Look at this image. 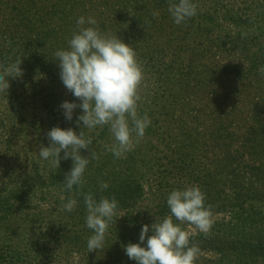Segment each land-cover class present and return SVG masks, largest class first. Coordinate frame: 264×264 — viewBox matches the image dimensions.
<instances>
[{"label":"rangeland","instance_id":"rangeland-1","mask_svg":"<svg viewBox=\"0 0 264 264\" xmlns=\"http://www.w3.org/2000/svg\"><path fill=\"white\" fill-rule=\"evenodd\" d=\"M195 2L197 14L176 24L169 0H116L118 18L134 22L109 27L134 45L143 65L138 114L151 124L143 137L133 133L121 158L109 151L108 125L85 128L93 144L81 153L97 158L71 191L63 183L71 157L62 150L56 165L38 152L53 126L79 133L82 109L68 120L60 107L79 98L61 81L56 59L7 77L11 86L0 92V264H137L124 246L139 241L144 224L169 214L173 188L191 184L206 193L214 221L207 234L182 225L198 232L191 238L196 264H264V0ZM220 124L223 139L214 143L210 128ZM250 136L259 144H248ZM102 181L109 187L101 190ZM88 192L119 201L105 247L91 252ZM70 197L78 203L67 212Z\"/></svg>","mask_w":264,"mask_h":264},{"label":"clouds","instance_id":"clouds-1","mask_svg":"<svg viewBox=\"0 0 264 264\" xmlns=\"http://www.w3.org/2000/svg\"><path fill=\"white\" fill-rule=\"evenodd\" d=\"M197 11L195 0H169L168 12L176 24L194 17ZM54 58L58 61L64 86L80 100L79 104L64 100L60 107L68 120L73 118L75 108L82 109L77 118L81 130L77 133L72 127L53 126L47 133L49 145H42L38 154L41 159L56 165L60 163L62 150L64 159L71 157L73 166L63 181L65 188L71 191L74 186L84 183L90 159L97 158L92 150L89 155L81 153V149L93 144V137L85 134V128L92 130L108 125L114 138L109 151L114 157L121 158L133 147V133L136 137H143L151 120L147 113L138 114L141 100L139 87L144 79V69L134 45L117 33L102 31L94 16L81 15L77 18L76 30L68 40V46L57 49ZM20 64L21 60H17L0 68V92H8V76L22 74ZM259 71L264 73V66ZM99 187L103 190L109 184L102 181ZM83 198L86 227L92 230L87 239V249L89 252L103 249L119 201L114 194L97 199L92 192L84 194ZM205 201L206 193L199 185L173 188L166 200L169 214L155 217L151 225L144 224L139 241L124 246L127 256L137 264H196L199 248L191 243V238L198 232L207 234L214 222L211 205ZM77 203L75 198L70 197L63 208L72 212ZM185 222L194 225L198 232L186 230L182 226Z\"/></svg>","mask_w":264,"mask_h":264},{"label":"trees","instance_id":"trees-1","mask_svg":"<svg viewBox=\"0 0 264 264\" xmlns=\"http://www.w3.org/2000/svg\"><path fill=\"white\" fill-rule=\"evenodd\" d=\"M118 7L116 0H0V66L21 60L22 70H42L55 59L57 49L68 46L81 15L94 16L102 31L116 34L110 30L109 23L120 27V24L134 22L120 20ZM124 14L135 19L129 12ZM129 29L135 30L132 26L125 30ZM136 31L145 35L141 30ZM119 36L122 38L121 34ZM156 71L157 77L162 75L159 69ZM8 113L5 110L6 116ZM223 129L222 124L216 129L210 128L209 136L214 143L223 139ZM247 143L259 144L257 138L251 136Z\"/></svg>","mask_w":264,"mask_h":264}]
</instances>
